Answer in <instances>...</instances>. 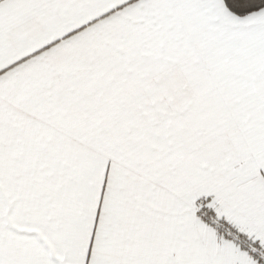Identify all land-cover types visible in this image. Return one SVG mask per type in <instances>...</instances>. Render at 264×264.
I'll return each mask as SVG.
<instances>
[{
    "label": "snow or ice",
    "instance_id": "obj_1",
    "mask_svg": "<svg viewBox=\"0 0 264 264\" xmlns=\"http://www.w3.org/2000/svg\"><path fill=\"white\" fill-rule=\"evenodd\" d=\"M0 264H264V0H0Z\"/></svg>",
    "mask_w": 264,
    "mask_h": 264
}]
</instances>
